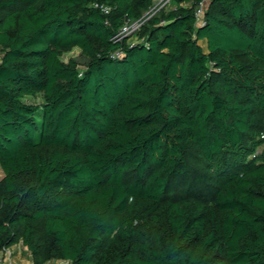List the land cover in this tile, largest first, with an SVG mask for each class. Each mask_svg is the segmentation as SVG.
Listing matches in <instances>:
<instances>
[{
  "label": "trees",
  "instance_id": "1",
  "mask_svg": "<svg viewBox=\"0 0 264 264\" xmlns=\"http://www.w3.org/2000/svg\"><path fill=\"white\" fill-rule=\"evenodd\" d=\"M203 1L0 0V253L264 264V0Z\"/></svg>",
  "mask_w": 264,
  "mask_h": 264
},
{
  "label": "built area",
  "instance_id": "2",
  "mask_svg": "<svg viewBox=\"0 0 264 264\" xmlns=\"http://www.w3.org/2000/svg\"><path fill=\"white\" fill-rule=\"evenodd\" d=\"M170 2L172 0H169ZM211 0H204L201 4L199 9L197 10L196 16H197V20L198 23L201 24L203 22L204 19V14L205 11L208 7V4L210 3ZM170 2H168L167 4H164L160 10H162L163 8L167 7ZM103 9L108 12L109 8L108 7H103ZM153 10V8L150 10V12ZM159 10V11H160ZM158 10L155 11L154 13L150 14L149 16H147L145 14V16L137 21H128L126 23V25L122 28L121 32L115 37L116 41H120L122 39H124L125 37H130L131 35H135L137 34V32L142 28V26L144 25V23L153 15L157 14L159 12ZM264 137V136H263ZM17 248H23L26 251L27 248L23 247L22 245H16L12 248H7L5 249L2 253H0V264H22V263H16L13 261V256H14V250H16Z\"/></svg>",
  "mask_w": 264,
  "mask_h": 264
},
{
  "label": "rangeland",
  "instance_id": "3",
  "mask_svg": "<svg viewBox=\"0 0 264 264\" xmlns=\"http://www.w3.org/2000/svg\"><path fill=\"white\" fill-rule=\"evenodd\" d=\"M168 2H170L169 0H155V3H154V7H153V10L150 12H147L146 15L149 16L150 14L154 13L155 11H159L161 9V7L164 5V4H167ZM130 43H135L138 39V36L137 35H131L130 37ZM205 46V45H204ZM70 59H76L78 60L81 64H84L86 62V59L85 57H83L81 55V50L76 48L74 49L73 51L69 52V53H66L64 56H63V60L64 61H69ZM28 101H32V102H35L37 104H41L43 99L42 97L40 96L39 98L37 99H31L29 98ZM264 149V146H261L259 148V151L261 152L262 150ZM3 177V173L0 169V179ZM57 264H65L61 261H58Z\"/></svg>",
  "mask_w": 264,
  "mask_h": 264
},
{
  "label": "crops",
  "instance_id": "4",
  "mask_svg": "<svg viewBox=\"0 0 264 264\" xmlns=\"http://www.w3.org/2000/svg\"><path fill=\"white\" fill-rule=\"evenodd\" d=\"M13 261L16 263H22V264H33L31 255L29 254L28 251H26L23 248H17L14 250V256H13ZM58 261H53L50 264H57Z\"/></svg>",
  "mask_w": 264,
  "mask_h": 264
}]
</instances>
